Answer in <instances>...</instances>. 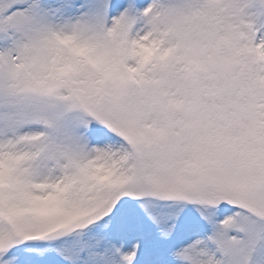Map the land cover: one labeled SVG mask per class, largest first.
Returning <instances> with one entry per match:
<instances>
[{"label":"snow or ice","instance_id":"1","mask_svg":"<svg viewBox=\"0 0 264 264\" xmlns=\"http://www.w3.org/2000/svg\"><path fill=\"white\" fill-rule=\"evenodd\" d=\"M0 264H264V0H0Z\"/></svg>","mask_w":264,"mask_h":264}]
</instances>
